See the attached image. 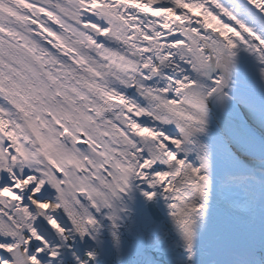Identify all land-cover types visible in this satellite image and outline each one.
<instances>
[{
	"label": "snow or ice",
	"instance_id": "obj_1",
	"mask_svg": "<svg viewBox=\"0 0 264 264\" xmlns=\"http://www.w3.org/2000/svg\"><path fill=\"white\" fill-rule=\"evenodd\" d=\"M0 264H264V0H0Z\"/></svg>",
	"mask_w": 264,
	"mask_h": 264
}]
</instances>
